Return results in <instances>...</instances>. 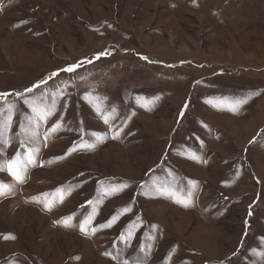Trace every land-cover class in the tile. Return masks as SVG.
Returning <instances> with one entry per match:
<instances>
[{
	"label": "rangeland",
	"instance_id": "rangeland-1",
	"mask_svg": "<svg viewBox=\"0 0 264 264\" xmlns=\"http://www.w3.org/2000/svg\"><path fill=\"white\" fill-rule=\"evenodd\" d=\"M57 89L34 141L30 106L8 97L6 128L0 102V162L40 149L23 183L0 171V264H264V0H0V93Z\"/></svg>",
	"mask_w": 264,
	"mask_h": 264
},
{
	"label": "snow or ice",
	"instance_id": "snow-or-ice-1",
	"mask_svg": "<svg viewBox=\"0 0 264 264\" xmlns=\"http://www.w3.org/2000/svg\"><path fill=\"white\" fill-rule=\"evenodd\" d=\"M111 55V52L108 50H104L101 52H98L95 54L92 60H85L83 62H77L75 64L67 65L63 69H58L50 74L49 77H47L45 80L38 81L37 83L31 85L28 88L24 89V93H33L34 90H38L41 88L42 85H46L48 80L52 79L53 77L58 76L61 72H67V73H74L79 67H81L82 63H93V60H99L102 57H106ZM141 59L147 60L148 57H141ZM24 93H9V92H3L0 93V102H4L7 107V115L4 120V127H10L12 124V109L14 108V105L8 103V97L15 95L17 97H20L24 100V103L28 104L32 111V118L29 122V131L31 132V136L29 139L35 140V138L38 136V129L41 127L42 124H47L49 120L54 117L57 114V106L60 105L61 107L64 106L66 101H62V98L65 97L66 93L63 90L57 89L55 91H43L40 92L38 96H33L31 99H28L24 97ZM84 99L92 105V107L95 109V111L98 113L99 117L105 124H110L109 116L111 113L115 112L116 109L111 106H105L103 103L106 101V97H101L98 94L93 93H86L84 96ZM158 99V97L154 98ZM153 101H150V103H154ZM246 100L238 101L236 105H233L229 108V111H236L239 104L246 103ZM141 107H148V104H141ZM187 107V104H185V108ZM0 111H3V109H0ZM181 117L184 116V110H181L180 113ZM63 127L61 121L59 119L56 120L55 123L52 124L50 128L47 129V131L44 132V139L45 143L44 146H47V139L50 135L58 132ZM120 130H117L115 134L113 135L112 139H117L119 137ZM259 135V134H258ZM256 137L253 138V141H255ZM97 142H103V137L97 136L96 137ZM253 141H250L252 143ZM9 141H5V143H8ZM95 147V144L93 143H86L82 142L79 145L74 144L71 148H69L68 153L70 154L73 151H76L80 148L83 149H92ZM40 151L39 147H29L27 152L24 154V158H21L19 152H17L16 155L12 156L11 159L5 160L3 162H0V171H7V173L13 177V179L16 182L23 183L24 182V173L27 170V166L33 164L35 162V153H38ZM62 158V157H58ZM193 159H197V157L193 156ZM127 185L124 184L120 187V189H113V191L122 190V188H126ZM6 190V191H5ZM11 187L7 184H0V195H5L8 192H11ZM57 193H60L59 195V201L62 202L63 200V194L60 192V189L54 190ZM169 191L175 192L173 189H169ZM49 193H41L40 196L47 197L49 196ZM34 200L39 201L38 197H33ZM177 203L182 204L184 207L190 206V203L187 198L183 199H177ZM52 201H45L44 206L46 209L50 210L52 206ZM87 204L91 205L93 202L91 200L86 201ZM127 210V209H126ZM116 219V217H113V221ZM71 217L63 218L62 221H58L57 223H63L64 227H71L70 224ZM91 217L87 218L86 220L82 221L80 223V230L81 232L88 234L86 230V225L90 223ZM101 227H111V223L106 225H101ZM92 231H95L93 228ZM131 233H129L130 238ZM4 239H14L15 237L11 236V234H6L3 236ZM126 264V262H125Z\"/></svg>",
	"mask_w": 264,
	"mask_h": 264
}]
</instances>
